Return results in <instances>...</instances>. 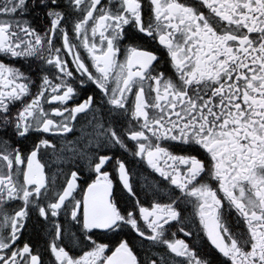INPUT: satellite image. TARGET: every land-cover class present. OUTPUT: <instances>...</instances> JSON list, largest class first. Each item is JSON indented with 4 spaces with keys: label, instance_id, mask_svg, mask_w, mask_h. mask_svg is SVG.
<instances>
[{
    "label": "snow or ice",
    "instance_id": "1",
    "mask_svg": "<svg viewBox=\"0 0 264 264\" xmlns=\"http://www.w3.org/2000/svg\"><path fill=\"white\" fill-rule=\"evenodd\" d=\"M0 264H264V0H0Z\"/></svg>",
    "mask_w": 264,
    "mask_h": 264
},
{
    "label": "flooded vegetation",
    "instance_id": "2",
    "mask_svg": "<svg viewBox=\"0 0 264 264\" xmlns=\"http://www.w3.org/2000/svg\"><path fill=\"white\" fill-rule=\"evenodd\" d=\"M34 24H36L38 27H43L44 25L39 22V21H34ZM162 47V46H160ZM71 59V57H69V60ZM74 67V66H73ZM120 153L117 152V155H119ZM127 159L129 160V164L131 166V158L127 157ZM43 163L46 164V172L51 171V169L55 168L56 165L52 164L51 168H49L47 165L49 164V161L46 159L45 161H42ZM137 170H143V171H151L150 169L146 168V165L144 164H138L136 165ZM178 238H184L182 233H177ZM25 240H27L28 242L32 243L37 250L41 251V253L45 256H47V253L44 251V246H43V239L38 237L32 229H29V231L27 232V234L24 237Z\"/></svg>",
    "mask_w": 264,
    "mask_h": 264
}]
</instances>
